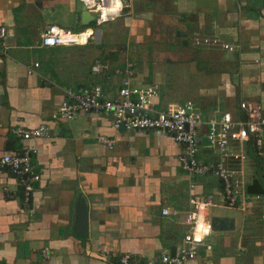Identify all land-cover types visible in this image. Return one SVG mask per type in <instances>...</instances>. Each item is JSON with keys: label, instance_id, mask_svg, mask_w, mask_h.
<instances>
[{"label": "crops", "instance_id": "obj_1", "mask_svg": "<svg viewBox=\"0 0 264 264\" xmlns=\"http://www.w3.org/2000/svg\"><path fill=\"white\" fill-rule=\"evenodd\" d=\"M50 25L85 29L75 0H0L9 47L3 51L0 41V158L27 149L40 175L28 201L10 173L0 176V264H117L124 254L155 263L181 242L193 195H211L216 226L212 250L189 264H264V169L253 139L230 145L244 156L237 165L247 199L241 209L223 204L214 177L182 171L181 146L164 133L115 130L106 114L51 116L67 90L100 85L105 97H116L123 75L115 71L127 63L134 83L158 86L155 109L191 102L205 120L218 119L238 116L246 100L264 116V0H125L122 17L92 30L95 45L44 47L40 36ZM204 36L234 51L195 47L193 39ZM96 60L104 70L92 75ZM41 125L49 137L23 140L11 132ZM197 159L217 157L202 148ZM78 195L88 208L87 238L72 232ZM44 249L50 258L41 257Z\"/></svg>", "mask_w": 264, "mask_h": 264}, {"label": "built area", "instance_id": "obj_2", "mask_svg": "<svg viewBox=\"0 0 264 264\" xmlns=\"http://www.w3.org/2000/svg\"><path fill=\"white\" fill-rule=\"evenodd\" d=\"M93 17L95 27L113 22L123 16L125 0H80ZM91 30L88 34L87 30ZM93 29L72 32L57 25H50L41 33V45L48 48L85 46L93 39ZM1 48L6 51L7 36L5 29L0 28ZM195 47L234 51V46L221 41L217 37L204 36L193 39ZM38 64H34L37 67ZM132 64H125L123 70H116V75H123L116 97L107 98L100 85H93L89 90L73 92L67 90L65 98L51 115L53 119L71 121L79 114H106L112 118L115 130L124 132H160L172 138L181 146V154L177 157L182 171L195 177L212 176L222 189L223 204L228 207L244 209L247 204L244 195V182L240 178L237 165L244 160L241 153L231 149L232 143H244L253 139L258 149L264 169V116L259 104L242 101L238 105L239 115L222 113L218 119H204L197 107L191 102L176 104L165 109H155L158 97V86L155 84L140 85L134 83ZM104 66L96 60L91 66V74L99 75ZM30 73V71H29ZM205 128L201 135L200 130ZM12 134L23 140L49 137V127L41 125L35 129L24 130L13 127ZM100 143L112 148L113 141L104 137L98 138ZM202 148L216 153L217 159L211 163L198 161L197 156ZM29 150L25 149L0 158V176L4 172L17 181L28 201L33 188L32 183L40 181L31 164ZM245 196V197H244ZM215 206L211 195H193L189 199L190 210L187 215L188 229L173 253L162 252L157 262L140 263L128 254L118 259L117 264H189L199 255L200 251L209 252L212 245L207 239L212 233L209 210ZM166 209L162 215H168ZM50 250L41 251V257L50 258Z\"/></svg>", "mask_w": 264, "mask_h": 264}, {"label": "water", "instance_id": "obj_3", "mask_svg": "<svg viewBox=\"0 0 264 264\" xmlns=\"http://www.w3.org/2000/svg\"><path fill=\"white\" fill-rule=\"evenodd\" d=\"M75 12L80 16V24L83 27H88L93 21L94 17L86 11L85 7L81 4L80 0H75ZM178 36H182L179 35ZM183 44H186L185 42ZM74 223L72 232L78 238H87V218L88 208L84 198L78 195L74 205ZM212 230L215 229L214 221L210 222Z\"/></svg>", "mask_w": 264, "mask_h": 264}, {"label": "rangeland", "instance_id": "obj_4", "mask_svg": "<svg viewBox=\"0 0 264 264\" xmlns=\"http://www.w3.org/2000/svg\"><path fill=\"white\" fill-rule=\"evenodd\" d=\"M89 25H91V28L93 29V31H94V33L95 32H97L98 30H103L105 27L104 26H101V27H95L94 26V24L93 23H91V24H89ZM83 29V28H82ZM93 37H94V35H93ZM94 39V38H93ZM91 40V42H94V44L93 45H95V42H97L95 39L94 40ZM117 40H119V39H117ZM110 42V40H108V43ZM103 43L104 44H107V41H103ZM116 42H114V44H115ZM129 48H132V46L131 47H129ZM210 50H216V49H210ZM132 52V51H131ZM118 53H119V51H118ZM131 54L132 53H129L128 55H129V58L135 63V62H137V59H134L132 56H131ZM95 62V61H94ZM246 101V100H245ZM239 105V103L237 104V106ZM238 114H239V110H238ZM233 147H234V149L235 150H237V151H239L238 149H240V147H239V144H234L233 145ZM245 152H246V149H245ZM249 161L250 162H253V160H252V158H249ZM256 171L259 173L260 172V167H259V165H257L256 166ZM185 174V173H184ZM215 212V211H214ZM214 234L215 233H213V235L212 236H210V238H208L207 240H208V242L210 243H212V241H213V239H214Z\"/></svg>", "mask_w": 264, "mask_h": 264}, {"label": "trees", "instance_id": "obj_5", "mask_svg": "<svg viewBox=\"0 0 264 264\" xmlns=\"http://www.w3.org/2000/svg\"><path fill=\"white\" fill-rule=\"evenodd\" d=\"M93 24H94V23H93ZM86 28H91V25H89L88 27H85V29H86ZM255 155H256V154H255ZM256 156H257V155H256ZM258 159H259V158H258ZM260 163H261V162H260ZM261 168H262V167H261Z\"/></svg>", "mask_w": 264, "mask_h": 264}, {"label": "bare ground", "instance_id": "obj_6", "mask_svg": "<svg viewBox=\"0 0 264 264\" xmlns=\"http://www.w3.org/2000/svg\"><path fill=\"white\" fill-rule=\"evenodd\" d=\"M87 31H88V32H87L88 34H90V33H91V30H90V29H89V30H87Z\"/></svg>", "mask_w": 264, "mask_h": 264}]
</instances>
